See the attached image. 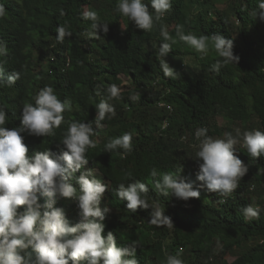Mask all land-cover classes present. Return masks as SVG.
Returning <instances> with one entry per match:
<instances>
[{"label":"trees","instance_id":"trees-1","mask_svg":"<svg viewBox=\"0 0 264 264\" xmlns=\"http://www.w3.org/2000/svg\"><path fill=\"white\" fill-rule=\"evenodd\" d=\"M152 11L150 0H144ZM259 0H172V9L150 32L137 29L116 11L117 0H0V39L7 42L9 54L0 58L7 74L21 73L14 85L0 86V107L7 112L6 127H22V105L34 103L38 91L51 85L61 100L72 105L65 118L78 122L94 121L95 105L106 98V89L115 84L120 95L110 101L117 115L105 120L97 135L91 137L96 148L88 150L92 167L108 186L101 207L111 211L104 221L106 236L111 231L118 246L130 248L138 241L139 264H167L168 255L179 254L184 264H264V156L252 159L243 144L244 131H264V22L250 15ZM194 7V10L192 9ZM84 10H94L109 22L107 34L88 38L90 22L81 19ZM63 13V15L61 14ZM67 22L73 32L63 43L57 41L56 28ZM126 29H123L121 27ZM175 37L177 25L185 33L223 35L234 42L235 63L217 74L210 66L221 59L215 51L201 58L193 48L179 41L169 57L184 59L189 54L198 62L199 73H189L182 65L170 64L178 79L166 78L156 52L162 37L161 26ZM166 58V59H167ZM186 65V64H184ZM122 75L129 78L123 83ZM190 79V80H189ZM101 95H97V92ZM137 96V99H132ZM223 118L227 125L220 124ZM242 127L241 143L235 153L249 167L238 189L224 204L220 197L200 189L199 198L183 201L174 195L158 196L151 190L153 167L160 173L175 172L186 182L197 180L198 141L195 130L206 127L214 138ZM66 125L53 137L22 133L29 155L50 149L59 155ZM125 132L132 133L133 151L126 158L119 152H104L105 144ZM122 151V150H121ZM150 187V199H158L174 228L150 225L152 209H126V200L114 195L120 183L130 182L127 173ZM79 175V172L77 173ZM74 186L79 185L74 181ZM41 204L47 197L39 194ZM77 199L58 198L72 225L80 222ZM261 208L259 219H245L240 209L246 205ZM23 210V206H21ZM158 232V233H157ZM230 256L235 259L230 260Z\"/></svg>","mask_w":264,"mask_h":264},{"label":"clouds","instance_id":"clouds-1","mask_svg":"<svg viewBox=\"0 0 264 264\" xmlns=\"http://www.w3.org/2000/svg\"><path fill=\"white\" fill-rule=\"evenodd\" d=\"M150 5L152 11L144 0H117L116 11L133 22L137 29L150 32L172 9V0H150ZM3 14V6H0V16ZM250 15L264 22V0H259L257 10ZM80 16L90 22L89 39L99 38L100 31L108 33L109 22L101 19L96 11L84 10ZM121 27L125 29L123 25ZM56 32L60 43L73 36L67 22L59 25ZM160 34L162 42L156 57L166 78L175 80L180 77L166 59L177 38L200 53L201 58L206 57L210 50L215 51L221 59L210 66L211 72L218 74L224 66L239 63V56L234 55L233 40L223 35L197 36L191 31L185 33L180 25L176 27L175 37L163 25ZM9 51L7 42L0 39V58L6 57ZM5 72L3 63H0V86L14 85L21 78L19 71L7 76ZM97 95L101 93L98 91ZM119 95L117 85L108 86L106 98L95 105L97 115L94 121L88 122L67 120L64 114L71 112L73 105L67 99L61 100L51 85H45L38 91L34 103L22 105V127L7 128V112L0 107V264H139L136 256L138 241H132V247L125 248L118 246L111 231L104 235V221L111 209L107 205L102 208L101 204L108 186L100 180L98 169L92 167L87 156L89 149L96 148L91 138L98 132L94 125L101 129L105 120L117 115L110 101ZM137 98L132 97L134 100ZM62 124L66 125V131L59 155L50 149L28 154L23 132L37 137H53ZM194 135L198 141L196 160L201 161L197 180L201 183L195 186L194 182H186L179 174L182 167L165 173L153 167L150 171L154 178L151 190L158 196L174 195L189 201L199 198L200 189H206L216 193L220 197L218 202L224 204L249 171V167L235 154L241 130L236 128L235 136L232 132H225L223 138H214L206 127H199ZM242 137L252 159L264 156V131H244ZM132 139L131 132L112 138L105 144L104 152H119L122 158H126L133 151ZM127 178L130 182L120 183L114 190L115 196L127 201L126 209L135 212L138 208H151L150 225L173 229L174 223L165 215L159 200L149 198V185L133 179L131 172L127 173ZM38 193L48 198L45 203H40ZM58 198L78 200L80 222L75 225L69 222L66 210L57 206ZM240 212L245 219H259L261 208L249 204ZM167 264L184 262L179 254L168 255Z\"/></svg>","mask_w":264,"mask_h":264},{"label":"rangeland","instance_id":"rangeland-1","mask_svg":"<svg viewBox=\"0 0 264 264\" xmlns=\"http://www.w3.org/2000/svg\"><path fill=\"white\" fill-rule=\"evenodd\" d=\"M194 7L195 6H193V8H192L193 10H194ZM189 55L190 56L187 55V57L184 58V59H182V58L180 59L179 57H169V58H167V60L169 61L170 64H172L174 66H178L179 65L178 66L179 69H181L182 65H183L184 68L187 70V73L190 74L191 79H193L194 77L192 76V74L199 73V67H198V62L195 60L196 58L193 55H191V54H189ZM184 64H186V65H184ZM122 78L124 80L123 83H125V84L129 83V78L127 76L122 75ZM218 121H219L220 124H223L225 126L227 125V123L221 117L218 118ZM232 127H234L235 129L239 128L241 130V133H242V127L240 125H233ZM241 141H242V139L239 140V143H241ZM229 258H230V260H233V259H235V256H230Z\"/></svg>","mask_w":264,"mask_h":264},{"label":"bare ground","instance_id":"bare-ground-1","mask_svg":"<svg viewBox=\"0 0 264 264\" xmlns=\"http://www.w3.org/2000/svg\"><path fill=\"white\" fill-rule=\"evenodd\" d=\"M158 233V232H157Z\"/></svg>","mask_w":264,"mask_h":264}]
</instances>
